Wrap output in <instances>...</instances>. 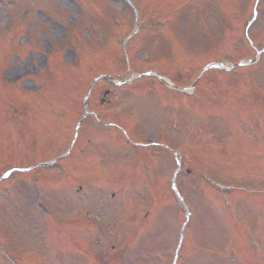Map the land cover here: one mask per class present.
<instances>
[{"label":"rangeland","instance_id":"374dc122","mask_svg":"<svg viewBox=\"0 0 264 264\" xmlns=\"http://www.w3.org/2000/svg\"><path fill=\"white\" fill-rule=\"evenodd\" d=\"M23 1L31 17L20 31L16 28L19 44L24 42L20 55L13 57L4 49L9 36L3 37L0 27V76L3 82L18 85L0 93V174L8 167L64 153L83 112L90 79L105 73L113 83L99 79L87 100L89 112L106 123L87 116L81 136L64 160L71 171L78 156L88 160L83 168L100 165L96 178L88 172L80 176L81 183L95 188L92 203L79 208L74 181L41 182L51 174L46 170L10 174L0 182V242H4L0 263L14 264L13 259L25 254V264H121V258L164 264L161 258L172 264L177 231L185 228L177 264H253L254 260L264 264V255L258 263L248 245L256 242L264 252V233L257 232L264 223V209L258 207L264 188V0L257 3L254 19V0H156L154 8L173 3L174 8L182 7L174 10L165 26L160 22L165 14L143 9L140 33L133 40H128L134 35L133 12L121 0H80V5L73 0H20L17 6ZM97 3L106 8L109 20L123 24L116 31H121L128 53L105 42L113 40V27L106 32L97 29L96 9L89 11ZM38 8L52 18L47 20ZM10 9L0 5V26L9 20ZM59 18L63 26L56 24ZM248 21L252 22L247 29ZM17 22L13 19L11 25ZM96 35L105 41L95 42ZM44 48L56 53L48 55L47 65L36 61ZM94 49L98 56L88 65L83 56ZM253 58H258L255 63L229 71L207 70L199 84L189 88L212 61L230 65ZM49 64L50 70L45 68ZM148 70L162 73L188 95L155 75L133 78L130 84L135 74ZM123 79L129 83L126 89L114 84ZM106 88L110 102L99 103ZM43 98L57 104L59 111L34 127L25 119L34 122L36 107H42L37 99ZM124 135L135 142L152 137L176 149L182 167L176 173V188L183 202L165 184L176 163L168 164L171 156L161 152L164 146L137 147L133 154ZM144 168L149 173H143ZM49 171L61 179L56 170ZM110 191L118 195L115 207L105 205ZM39 202L46 207L41 213ZM184 202L192 211L188 220ZM236 214L241 216L243 232L232 228ZM57 222L63 223L60 231ZM57 240L65 254L52 248Z\"/></svg>","mask_w":264,"mask_h":264}]
</instances>
